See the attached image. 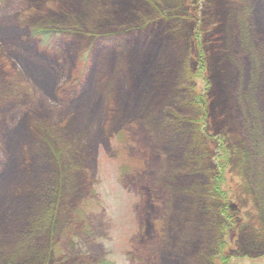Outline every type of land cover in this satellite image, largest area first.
Instances as JSON below:
<instances>
[{
  "label": "rangeland",
  "instance_id": "rangeland-1",
  "mask_svg": "<svg viewBox=\"0 0 264 264\" xmlns=\"http://www.w3.org/2000/svg\"><path fill=\"white\" fill-rule=\"evenodd\" d=\"M245 9L260 61L247 95L254 104L264 101V0H0V198L22 187L32 197L38 157L52 170L28 218L43 230L34 264H217L219 254L264 264V185L234 90ZM67 24L86 35L141 33L138 43L87 56L82 36L47 48L31 39L32 28ZM159 93L165 101L154 107ZM172 116L181 120L176 134ZM183 168L186 182L175 174ZM214 172L223 178L219 202L207 197ZM5 238L0 259L12 261L17 247L7 254Z\"/></svg>",
  "mask_w": 264,
  "mask_h": 264
},
{
  "label": "trees",
  "instance_id": "trees-1",
  "mask_svg": "<svg viewBox=\"0 0 264 264\" xmlns=\"http://www.w3.org/2000/svg\"><path fill=\"white\" fill-rule=\"evenodd\" d=\"M67 5V4H66ZM71 8H78V4L74 3L73 7ZM69 11V10H67ZM74 11V10H73ZM251 18V11L249 9H245L244 13L242 15V19L238 22L237 26L240 29L241 35H247V32L249 31V34L247 38L238 45V61L239 66L236 69V75L234 78V90H236L235 94V102H236V110H237V116L239 117L238 122L241 126V131L243 134L244 142L247 146L246 151L248 155L254 158V160L257 161L255 173L257 174V180L259 182L260 186L264 185V101L260 99L255 100L256 103L254 104H248V98L247 95L249 93L256 92L257 83V67L255 65L260 62L256 56H254V44L258 42L254 37H252V41L250 38V32L253 28L251 25L252 21L250 22ZM81 28L84 29V27L81 25ZM127 31L122 32H113V33H107L103 35H93V34H82L78 33L79 31L74 28V26H71L70 24H67L65 28L63 29H54V28H40L35 27L31 29L30 36L33 41L38 42L42 47L47 48L51 46L52 44H59V45H66L69 43L71 45L72 42L69 40L72 38L74 39H80L82 37L88 38L91 42L89 45V50L86 56L91 53L92 49H103L106 50L109 48V44H112L113 48H122L126 46L127 44H130L132 42L138 43L139 39L137 37H134L136 34H140V29L133 28V29H126ZM260 34L258 33V37L260 38ZM264 34V33H263ZM82 36V37H81ZM91 38V39H90ZM264 42V41H263ZM244 44L243 49H241V46ZM68 45V46H69ZM67 47V46H66ZM85 56V58H86ZM201 58V57H199ZM199 60V59H198ZM261 64V63H260ZM255 67V71H253ZM188 80L191 77V75H188ZM193 79V78H192ZM189 86V85H188ZM181 87L180 89L184 90V93H191L190 87ZM247 99V101H246ZM152 103L155 105L154 107H159L161 104L165 101V95L163 93H159L155 99H151ZM260 103V104H259ZM194 105H197L195 100L193 101ZM181 120L177 118L176 116H172L169 132L176 134L179 130ZM198 123V122H197ZM193 125H196V123H193ZM21 127V123H20ZM28 137L27 142L32 145L34 149V136L31 135V130L28 127ZM36 138V137H35ZM37 142V148L38 152L36 155L39 154V151H42L41 146V140L36 138ZM36 150V148L34 149ZM37 168L32 173V176L36 178V186L32 189H29V193L32 195L27 201L25 199V196L23 192H27L28 190L25 188H16L9 192L5 198H0V225L3 227L2 231H0V237L1 235L7 237L5 238L3 245L4 250L7 254L8 248H16L15 255L13 254V257L16 256V258H12L11 260L8 259H0V264H34V260L32 256L37 253L38 246L41 244L42 236H43V230L38 229L35 230L34 226L31 225V222L28 221L29 216L33 212L32 210L36 207L37 202L40 201L42 196L48 195V190L46 189V182L48 181L49 176L52 173V170L47 163V158L45 157H38L37 158ZM145 161V160H144ZM142 172V171H141ZM147 171L144 170L143 174ZM189 169H180L178 172H175L177 174L176 176L182 181L186 182L190 178ZM210 175V173H209ZM211 180L210 184L207 185V197L211 199L212 201H223L224 195L220 193V185L223 182L222 174L218 172H214L211 174ZM38 176V177H37ZM188 183V182H187ZM50 190V189H49ZM22 191L23 197L22 198H16L18 192ZM206 192V190H205ZM26 202V203H25ZM184 211V209H183ZM14 213H18V216L14 217ZM217 216L221 219L224 215L223 208L219 211L215 212ZM232 217L227 216V220L231 221ZM231 222H229L230 224ZM178 228V231L180 233H184L182 230H186V225L181 224L180 222H177L175 225ZM6 229V230H5ZM187 230H193V228L188 227ZM6 231V232H5ZM187 234H190L188 232L184 233V236L186 237ZM191 235V234H190ZM177 237V235H176ZM173 238L175 239V235H173ZM22 242L19 245V242ZM1 243V240H0ZM188 244H192V240L188 241ZM200 245V244H198ZM224 247L221 243L216 248L215 252H220L221 248ZM18 251H21V253H17ZM136 253L135 259H141L143 257L142 253L138 250H134ZM221 257H218L216 260L217 264H232L233 258H228V260L224 257H222L221 254H219ZM1 256V254H0ZM170 260H174L175 257L172 255L170 256ZM239 257L236 258V260ZM241 260H247L245 257H242ZM78 264V263H75Z\"/></svg>",
  "mask_w": 264,
  "mask_h": 264
}]
</instances>
